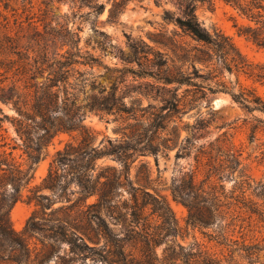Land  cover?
<instances>
[{
  "label": "trees",
  "instance_id": "1",
  "mask_svg": "<svg viewBox=\"0 0 264 264\" xmlns=\"http://www.w3.org/2000/svg\"><path fill=\"white\" fill-rule=\"evenodd\" d=\"M128 1L130 0H46L43 3L46 6L52 2H68L78 9L87 6L90 9L89 15L96 16L103 11L105 3L110 2L108 18L116 20ZM175 1L179 15L173 18L165 12L164 19L173 22L195 45L189 46L185 42L159 35L151 39L153 46L142 41L132 42L129 46L130 54L124 57L119 51L117 57L125 64L135 63L138 70L101 65L92 54L82 51L78 31L69 30L66 24L57 23L59 29L49 36L35 32L24 43L20 38L8 35L0 37V58L4 56L7 61L5 64L0 59V69L5 64L4 73L12 72L9 84H4L7 77L0 81V103L15 113V116L9 117L0 108V130L5 122L9 123L30 162L29 167L23 169L13 161L11 152H0V264H51V261L53 264H84L87 260L93 264H220V260L195 245H166L160 254L157 253V248L166 244L167 238L178 236L179 228L165 198L150 194L143 186L135 188L129 185L131 199L124 207L125 218L131 226L129 231L123 237L115 238L106 229L112 248L106 250L98 246V233L95 230L102 223L98 210L102 204L112 201L118 185L115 180L107 179L100 183V176L93 178L91 171L94 170V161L103 155L115 154L126 167V160L132 157L127 152L133 149L119 147L116 151H95L90 146L91 138L82 124L85 113H127L123 99L130 96V92L159 99L161 106L157 110L150 107L152 111L146 130L148 136L142 149L144 154L152 155L157 162L158 154L177 146L179 136L175 116L187 113L196 108L200 100H206V93L201 91L202 95H199L200 90H195V87L200 86L194 80L201 78L197 75L195 65L210 64L216 59L223 63L230 74L233 70L250 67L230 38L218 30L210 32L202 26L195 15L196 0ZM222 1L252 24L239 33L257 48L264 50V0ZM155 46L170 48L172 60ZM175 61L179 66H174ZM187 65L192 68L191 73L184 70ZM100 66L110 73L121 75L114 78L106 93L103 86L90 81V78L101 77L94 76L93 73V69ZM82 67L88 68V71H81ZM250 72L257 78L264 79V65H256ZM128 73L133 78H147L152 82L145 83L146 87H124L127 92L118 96V86L125 85ZM183 86L187 88L180 94ZM215 86L222 89H209V93L224 90L247 113L264 114V100L254 91L234 93L228 91L225 83H217ZM87 87L90 94L86 96ZM96 89L98 95L92 93ZM80 95L84 97L82 102L79 101ZM254 120L256 125L252 127L251 139H254L257 130L264 131V120ZM197 125V130L205 127L202 122ZM72 132H79L81 135L78 145L68 143L62 151L56 153L47 176L41 185L31 191L32 199L40 210L32 212L22 233L15 232L9 220V212L21 199L22 189L31 182L33 165L40 161L56 135ZM163 132L167 133V137L160 140V133ZM185 149L180 148L181 153H177L176 158L188 156L183 153ZM226 162L229 170H234L240 164L234 155ZM65 168L68 169L65 172L70 175V181L79 189V202L84 203L88 197L97 196L95 203L85 205L86 210L80 212L84 220L83 227L59 217L55 210H50L46 215L45 209H50L54 201L49 196L38 194L42 189L54 192L55 187L65 178L62 174L58 175L57 171H64ZM212 177H216L218 182L222 179L220 171L215 167L208 169L204 181L207 182ZM195 179V172L185 173L177 183L171 184L170 190L174 200L187 208V223L192 227H207L212 224V213L222 206V193L217 190V187L221 190L217 184L205 187L204 181L197 184ZM258 187L264 189L263 185ZM58 198L68 202L64 195H58ZM200 208L207 211L206 220L195 215ZM154 215L161 220L157 229L151 226L147 218ZM30 239L36 241L33 248L28 243ZM37 244L40 245L39 248ZM62 246L67 249L62 250Z\"/></svg>",
  "mask_w": 264,
  "mask_h": 264
},
{
  "label": "rangeland",
  "instance_id": "2",
  "mask_svg": "<svg viewBox=\"0 0 264 264\" xmlns=\"http://www.w3.org/2000/svg\"><path fill=\"white\" fill-rule=\"evenodd\" d=\"M43 1L46 0H0V37L8 35L20 38L24 43L26 38L35 32L49 36L59 29L57 23L66 24L69 30L78 31L79 47L82 51L92 54L101 65L134 70H138L135 63L125 64L117 57L119 51L124 57L129 55V46L132 42L142 41L153 46L151 39L159 35L163 38H173L177 42H185L189 46L195 45L173 22L164 19L165 12L173 18L179 15L175 0H130L116 20L108 18L110 2L105 3L100 14L91 16L87 6L78 9L68 2L62 4L52 2L45 6ZM29 2L32 4L29 5ZM195 5V15L202 26L210 32L218 30L230 38L250 67L233 70L230 74L223 63L216 59L210 64L195 65L197 75L201 77L194 80L200 86L195 87V90H200L199 95L206 93V100H200L198 106L187 113L175 116L179 136L177 146L158 154L157 162L152 155L144 154L142 149L148 136L146 130L152 111L150 107L157 110L161 106L159 99L130 92V96L123 99L127 113H85L82 124L91 138V148L97 152L112 149L116 151L119 147L133 149L127 152L132 157L126 160V167L119 162L115 154L103 155L94 161L92 177L100 176V183L107 179L115 180L118 185L112 201L109 204H102L98 210L102 221L98 228L95 227L98 233V246L106 250L113 247L107 239L106 229L115 238H121L129 231L131 226L125 218L124 210L125 204L131 199L129 185L135 188L143 186L150 194H158L165 198L179 228L177 237L167 238L166 244H161L157 248L158 254L166 245L181 244L184 247L195 245L220 260V264H264V189L258 187L264 186V131L257 130L254 139H251L252 127L256 125L254 118L264 120V114L247 113L233 102L224 90L209 93V89H222L215 86L217 83H225L228 91L234 93L243 90L254 91L264 100V79H259L250 72L256 65H264V50L257 48L239 33L252 24L240 17L222 0H196ZM155 48L172 60L170 48L160 46ZM0 59L7 64L4 56ZM168 64L171 66L170 61ZM4 65L0 69V81L7 77L8 80L4 84H9L12 72L4 73L6 71ZM174 66H179V63L175 61ZM185 69L188 73L192 72L188 65L184 67ZM80 70L88 71V68L82 67ZM93 73L94 76L101 77L90 78V81L103 86L105 93L109 91L114 78L121 76L120 73L104 70L102 66L95 67ZM126 79L125 85L118 86V96L127 92L124 87H146L145 83L152 82L147 78H133L131 73L126 74ZM186 88L183 86L179 93ZM192 88L194 87H190ZM85 93L86 96L90 94L89 87ZM92 93L98 95V90ZM83 98V95H80L79 101L82 102ZM0 108L9 117L15 116L9 107L0 103ZM198 122L204 124L202 130H197ZM165 137L166 132L160 133V140ZM80 139L79 132L59 133L43 152L40 161L33 165L31 182L22 189L21 199L9 212V220L15 232L22 233L32 212L40 210L36 206V201L32 199L31 191L41 185L47 176L56 153L62 151L68 143L78 145ZM19 144L13 128L5 122L0 130V152H11L13 161L21 168L27 169L30 162ZM13 147L16 148L12 150ZM182 147L186 148L183 153L188 156L176 158ZM231 155L240 163L234 170L226 168L228 166L226 161L231 159ZM211 167L220 171L222 179L219 182L216 177L204 181ZM66 170L68 169L57 171L58 175L62 174L65 178L55 187L54 192L42 189L38 194L49 196L54 201L50 209H45L46 215L50 210H55L59 217L67 218L83 227L84 220L80 212L86 210L85 205L95 203L97 196L88 197L84 203L79 202V189L70 181V175L65 172ZM190 172L196 173L197 184L204 181L205 187L217 184L221 189L217 187L222 193V206L217 212L212 213V224L207 227L190 226L187 223V208L174 200L171 194V184L177 183L185 173ZM58 195H64L68 202L59 200ZM195 215L204 220L208 217L207 211L202 208L196 211ZM147 218L153 228L157 229L161 225V220L157 216ZM28 243L31 248L36 245L35 239L28 240ZM37 247L40 245L37 244ZM66 249L62 246V250ZM50 263L53 264V261ZM84 264L93 263L87 260Z\"/></svg>",
  "mask_w": 264,
  "mask_h": 264
},
{
  "label": "bare ground",
  "instance_id": "3",
  "mask_svg": "<svg viewBox=\"0 0 264 264\" xmlns=\"http://www.w3.org/2000/svg\"><path fill=\"white\" fill-rule=\"evenodd\" d=\"M19 219V218H18Z\"/></svg>",
  "mask_w": 264,
  "mask_h": 264
}]
</instances>
